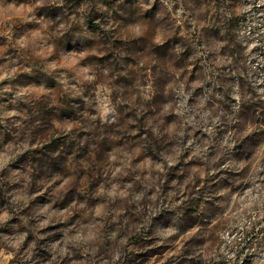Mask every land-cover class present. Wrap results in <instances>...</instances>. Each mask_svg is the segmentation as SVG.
<instances>
[{
	"label": "rangeland",
	"instance_id": "rangeland-1",
	"mask_svg": "<svg viewBox=\"0 0 264 264\" xmlns=\"http://www.w3.org/2000/svg\"><path fill=\"white\" fill-rule=\"evenodd\" d=\"M0 264H264V0H0Z\"/></svg>",
	"mask_w": 264,
	"mask_h": 264
}]
</instances>
